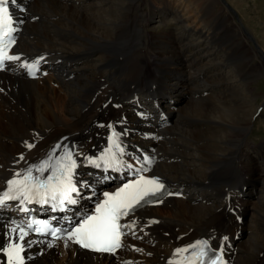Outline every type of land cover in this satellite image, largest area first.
Wrapping results in <instances>:
<instances>
[{"label": "bare ground", "instance_id": "obj_1", "mask_svg": "<svg viewBox=\"0 0 264 264\" xmlns=\"http://www.w3.org/2000/svg\"><path fill=\"white\" fill-rule=\"evenodd\" d=\"M18 1L27 5V15L20 16L25 23L16 46L18 63L43 56L47 75L29 81L18 69L0 72V190L16 170H36L45 160L54 165L65 151H75L79 163L96 158L109 146L114 129L126 150L150 151L156 159L153 173L184 195L136 216L142 240L137 236L127 244L137 245V251L111 258L28 235L25 242L34 243L27 247L26 264H123L129 259L130 264H166L174 248L197 240L223 244L230 264H264V145L246 141L257 107L253 98L239 93L249 67L250 76L264 73L262 62L257 67L251 61L259 53L264 61V52L249 45L228 6L217 10L221 0H178L175 5L173 0ZM156 5L170 17L157 20L161 32L151 27L157 33L148 47L160 50L155 56L166 69L157 66L148 75L128 34L143 31L144 14L153 21ZM185 18L190 22L183 26ZM212 20L228 27L216 41ZM141 83L151 95L141 91ZM129 97L146 109L147 120L167 115V123L139 120L136 106L124 103L123 108L122 100ZM29 144L34 148L29 150ZM75 171L92 185L86 168L78 164ZM246 186L254 198L248 206L238 200L245 198ZM183 215L186 222L176 220ZM236 216L242 218L240 225ZM10 228L7 219L0 221V242L9 239Z\"/></svg>", "mask_w": 264, "mask_h": 264}, {"label": "snow or ice", "instance_id": "obj_2", "mask_svg": "<svg viewBox=\"0 0 264 264\" xmlns=\"http://www.w3.org/2000/svg\"><path fill=\"white\" fill-rule=\"evenodd\" d=\"M7 2L8 0H0V70H3L5 61L20 59L19 56L10 55L8 52L15 43L11 33L16 29L13 27V17L6 6ZM24 67L32 70L37 67V64H25ZM108 139L109 146L97 159H86L90 164H94L97 168L104 167L105 170L124 166L120 159V156L125 152L120 143V134L113 129L112 135ZM27 146L33 147L31 144ZM145 160L148 164L152 162L147 158ZM128 167L131 168V165ZM76 168L77 160L70 150L65 151L63 156L57 158L54 165L49 160H45L36 170L43 173L51 169V175L42 180L34 177L32 169L29 168L22 179L8 180V190L0 196V205H4L6 201L10 200H20L21 203L52 202L53 207L58 208H63L66 203L76 204L77 200L72 196L73 193L79 194L74 183ZM19 175L18 173L17 176ZM164 192L165 184L159 178H147L137 174L136 179L125 183L114 193L104 192V199L97 202L95 213L83 216L76 226L67 230L52 228L47 223L37 221L28 223L26 226L17 224L11 227L9 239L0 242V252L5 255L6 264H25V248L31 247L34 243L32 240L25 242V237L28 236L29 230H34L39 234H49L55 240H65V247L70 241L84 249L115 254L118 249L123 247L122 238L125 235L123 229L128 227V225L121 224V219L134 213L142 202L162 203ZM167 194L171 195L172 193ZM34 224L35 228H33ZM13 233L17 234L15 238L11 235ZM223 240L227 241L228 237H223ZM51 246L50 243L49 247ZM189 248L192 249L191 255L182 256L181 254L188 252ZM189 248H178L176 255H181V259L173 261L172 264H226L223 258V244L218 249H214L208 240H200L190 245Z\"/></svg>", "mask_w": 264, "mask_h": 264}, {"label": "rangeland", "instance_id": "obj_3", "mask_svg": "<svg viewBox=\"0 0 264 264\" xmlns=\"http://www.w3.org/2000/svg\"><path fill=\"white\" fill-rule=\"evenodd\" d=\"M177 1L178 0H173L172 5H175V3ZM225 2L231 6V8L235 11L236 14L231 13L232 12L231 8ZM225 2H224V4L226 6H228L233 21L238 23L246 31L247 36H246V33H244V32H243V35L245 36L246 41H248L249 45L255 51L258 50V47H259V49H261L264 52V0H225ZM225 5H223V3L221 1L218 4V6L216 7V9L219 10L221 7H224ZM144 7L146 8V6H144ZM144 7H143V9H144ZM213 7L214 6H212V8ZM175 8H176V12H177L178 9H177V7H175ZM167 17H170V15H167V14L165 15L163 13L162 9L158 5H156V9L153 13V21L152 20L150 21L149 16L144 14L142 21L139 23L140 29L143 28L142 29L143 31L141 33H136L134 31L133 32L131 31V33L128 34L131 42H135L134 45H137L135 55L137 56V58L139 57L138 60L140 59L139 60L140 66L144 67V69L148 75L150 74L149 72H151L150 75H152V74L154 75V73L156 72L155 70H157V66L158 67L161 66L160 68L162 70L166 69V67L164 68V66H163L164 64L162 62V59H159V58L157 59V56L159 55L160 50H153V49H150L148 46H150V44L152 42L151 41L152 37L157 33V32L152 33L150 31L151 27L157 26V28H158L157 30L160 29L162 31V28L159 26L160 23H158L157 20H163V19H166ZM144 21H146V23ZM188 22H190V19L185 18L181 22V24L183 26H186ZM222 22H224V21H221V20H219L218 22H213V20L211 21L212 24L216 23L213 25V27L215 28L213 30H215V33H216V35L214 37L215 41L218 40V38H221L228 31V27H224L223 25H221ZM216 26H217V28H216ZM160 30L158 32H161ZM248 36L253 38L254 42H252L251 39L248 38ZM223 42L224 41H220V43H223ZM144 48H146V49H144ZM218 51H220V50L218 49ZM156 54H157V56H155ZM239 54H240V52H239ZM258 55H259L258 59L251 60L253 65L257 66V67L260 66L259 65V61H260V62H262L263 66H264V61L262 60V56L260 57V53ZM154 56H155V58H154ZM238 57H240V56H238ZM145 65H147V66H145ZM251 69H252V67H249L248 71L240 79L241 87L239 89V93L247 96L248 99L253 98L254 104H256L257 110H258L259 106H261L260 113H257V112L255 113V118H254L253 124L247 128V130L244 134L246 141L250 142L249 144H254V146L257 147V145L258 146L264 145V73L263 74L262 73L261 74L255 73V75L252 74L250 76L248 72H250ZM140 88H141V91L145 90L146 92H148L147 91L148 86L144 85V83L140 84ZM177 88L179 90H181L183 88V84H180V85L178 84ZM247 89H248V91H247ZM161 90H163V89H161ZM141 91L139 89L136 93H140ZM140 95L141 96H147V94L144 95V93H141ZM130 99L131 98L129 97L127 99L122 100V104H123L124 109L127 108L124 105V103L128 107H130V106L134 107L135 106L133 103L129 102ZM142 102H146V101H142ZM184 102H186V101H184ZM181 103H183V102H181ZM181 103L179 105V110L181 108ZM257 114H258V116H257ZM176 115H177V113H173L170 121L168 122V126L172 125V121L175 119ZM52 129H54V128H52ZM193 129H194V127L191 128V130H193ZM246 191H248V193ZM241 193H243L245 196V198L240 199V198H238L239 197V194H238L237 198H238V200H241L240 201L241 203L248 206L249 204H251L252 201L254 202V198H253L252 194L249 193V189L247 186L243 189V191ZM242 217L244 219L243 221H245L246 216H242ZM176 220L186 222V218L184 215L181 217H177ZM243 224L245 225V222ZM240 236L241 235H239V237ZM241 239H242V236H241L240 240ZM240 240H238V241H240ZM235 241H237V240H235Z\"/></svg>", "mask_w": 264, "mask_h": 264}]
</instances>
